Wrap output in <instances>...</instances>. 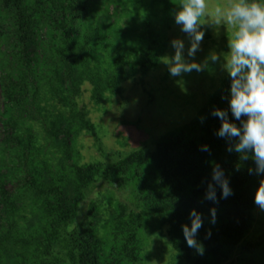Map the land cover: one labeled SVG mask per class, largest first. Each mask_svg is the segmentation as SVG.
<instances>
[{
	"label": "trees",
	"instance_id": "obj_1",
	"mask_svg": "<svg viewBox=\"0 0 264 264\" xmlns=\"http://www.w3.org/2000/svg\"><path fill=\"white\" fill-rule=\"evenodd\" d=\"M103 1L0 0V264H146V228H167L188 264H226L264 194V34L189 122L120 155L102 148L82 88L101 103L157 69L167 39L152 20L169 27L178 0H130L144 13L126 28L120 15L93 24ZM260 9L244 0L247 25ZM84 133L117 160L76 162ZM98 184L108 193L85 212Z\"/></svg>",
	"mask_w": 264,
	"mask_h": 264
},
{
	"label": "rangeland",
	"instance_id": "obj_2",
	"mask_svg": "<svg viewBox=\"0 0 264 264\" xmlns=\"http://www.w3.org/2000/svg\"><path fill=\"white\" fill-rule=\"evenodd\" d=\"M130 2L104 0L97 5L93 24L114 25L120 15L119 24L126 28L134 12L141 17L144 13L142 6L128 11ZM171 10L173 14L166 20L169 27L161 19L152 20L155 33L162 30L167 39L165 56L157 69L145 77L129 80L124 84L122 95L108 96L101 103L92 98L89 83L82 88L79 106L88 111L98 127L102 148L107 152L118 151L120 155H126L145 143L151 145L154 139L189 122L221 86L241 56L264 34V0L248 25L245 23L244 0H178ZM122 12L126 16L122 17ZM104 15L102 21L100 17ZM175 83L177 87L174 88ZM4 108L0 86L1 149L7 143L1 115ZM77 141L79 152L75 160L80 165L97 160L109 164L117 160L115 156L101 154L102 148L86 133ZM56 158L61 160L62 156L56 155ZM9 187L13 189L12 184ZM90 189L86 191L85 212L92 199L102 201L108 193L99 184ZM118 198L123 199L115 192L108 202ZM143 241L148 250L146 264H188L171 247L167 228L156 229L153 233L146 228ZM244 246L237 248L226 264H264V194L254 210L253 226L245 236Z\"/></svg>",
	"mask_w": 264,
	"mask_h": 264
}]
</instances>
